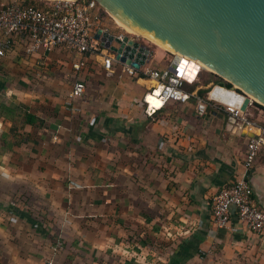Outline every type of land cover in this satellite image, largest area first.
<instances>
[{
  "label": "crops",
  "instance_id": "crops-1",
  "mask_svg": "<svg viewBox=\"0 0 264 264\" xmlns=\"http://www.w3.org/2000/svg\"><path fill=\"white\" fill-rule=\"evenodd\" d=\"M5 1L0 0V6ZM105 25L113 35L123 33L118 25ZM146 46L152 56L145 67L167 68L165 51ZM24 48L25 39L16 36L11 51L0 61L1 240L9 233L1 216L5 225L25 224L29 213L23 207H28L29 193H41L45 187L55 190L66 175L83 188L93 189L89 190L93 197L95 189L103 188L102 201L93 203L98 207L93 215L113 221L110 229L118 223V232L126 239L101 250L117 253L124 264H264V238L242 232L235 218L229 230L215 233L210 228L212 197L246 173V129L211 107L197 118L192 99L168 103L148 117L141 102L150 82L128 76L122 65L114 63L108 72L91 60L88 68L77 73L72 69L82 58L77 54L56 48L31 56ZM156 54L162 61L155 60ZM36 77L40 85L31 89L26 82ZM78 79L85 82L86 92L72 101L78 109L75 112L65 102ZM196 82V94L215 85L213 81L202 85L198 77ZM250 113L256 115L252 109ZM27 115L33 117L32 123L27 122ZM254 118L264 126L263 112ZM131 158L138 168L129 164ZM136 169L147 179L149 175L146 183L158 191L153 201L162 206L161 215H144L137 203L132 210L126 181L120 182L125 190L120 203L111 197L110 189ZM247 176L256 204L264 209V146L258 149ZM130 185L138 193L143 188L138 183ZM18 188L23 191L18 196L23 207L13 194L4 198L7 193L16 194ZM141 231L149 234L158 250L151 248L153 252L135 238ZM10 251L9 246L0 247V264H18ZM55 259L59 264L58 255Z\"/></svg>",
  "mask_w": 264,
  "mask_h": 264
},
{
  "label": "built area",
  "instance_id": "built-area-1",
  "mask_svg": "<svg viewBox=\"0 0 264 264\" xmlns=\"http://www.w3.org/2000/svg\"><path fill=\"white\" fill-rule=\"evenodd\" d=\"M34 1L38 0H6L0 6V61L11 51L15 37L19 36L25 39L24 51L27 55H39L59 48L81 56L79 62L72 64V69L77 73L88 68L91 60L100 62L102 69L108 72H112L114 63L120 64L115 60V54L102 46L100 39L95 38L99 29L110 33L101 15L103 10L96 1L39 0L43 2L42 8L35 7ZM122 32L115 36L122 39L124 35H129L123 30ZM120 65L124 67L128 76L138 78L140 75L150 82V87L143 96L147 116H153L168 103L184 104L192 99L197 118L204 117L208 107H211L223 111L239 123L242 129L255 136V138L247 136L243 159L246 173L212 197L210 228L215 233L229 230L233 217L242 232L264 238V209L256 204L252 186L247 178V172L252 169L258 149L264 146V126L251 119L249 110L253 105L251 101L245 110H242L246 94L236 87L212 85L205 96H199L186 91L185 86L188 83L182 76L171 73L167 68L155 69L144 65L135 70L127 65ZM85 92V82L79 79L74 81L70 100L65 102V106L77 112L78 109L74 107L72 101L83 97ZM147 95L158 99L160 107H151ZM232 95H235L236 99H233ZM59 248V243L52 247L50 256L44 258L40 264H57L55 258Z\"/></svg>",
  "mask_w": 264,
  "mask_h": 264
},
{
  "label": "water",
  "instance_id": "water-1",
  "mask_svg": "<svg viewBox=\"0 0 264 264\" xmlns=\"http://www.w3.org/2000/svg\"><path fill=\"white\" fill-rule=\"evenodd\" d=\"M94 1L110 19L136 33L119 39L97 30L95 38L118 63L135 70L148 63L152 51L138 38H149L174 52L167 69L188 84L204 71L202 63L246 94L242 110L249 97L264 108V0Z\"/></svg>",
  "mask_w": 264,
  "mask_h": 264
},
{
  "label": "rangeland",
  "instance_id": "rangeland-1",
  "mask_svg": "<svg viewBox=\"0 0 264 264\" xmlns=\"http://www.w3.org/2000/svg\"><path fill=\"white\" fill-rule=\"evenodd\" d=\"M105 22L110 26L117 27L110 18L105 17ZM138 39L139 42L144 45L149 44L150 46H154L156 44L155 42V44L153 42L151 43L147 39ZM165 55L166 57H164L163 60L168 64L172 54L165 51ZM159 57L160 56L156 54L155 60L162 61ZM47 75L50 77L51 74L48 73ZM197 77L200 83L205 86L217 79L215 75L207 71H201ZM38 80L39 78L36 77V80L26 82V85L28 84L32 89L40 85V81ZM196 83L199 85L198 82ZM203 90L205 91V89ZM84 98H86V96ZM141 104L145 108L143 100ZM259 106L260 105L253 103V105L250 106V110L252 109L253 113L256 115L260 111L264 114V111L259 108ZM255 116L251 118L254 121L256 120L254 118ZM129 164L133 168H138L139 166L138 162L133 158H131ZM65 176L66 175L59 181V189L57 188L54 190L53 187H45L47 191L43 190L41 193L31 191L29 193L30 201L28 202V207H23V200L19 198L22 196V189L18 188L15 190L16 194L10 193L11 191H9V195L8 193H4L6 194L4 197L5 199L6 196L13 194L21 206L29 213V215L27 214L29 218L24 221L25 224L22 223L10 226L9 224L5 225L4 222L6 219L1 216L4 230H7L9 233H6L8 236L5 235L2 237V240L0 238V247L2 245L9 246L11 248L10 252H14L13 256L16 257L18 264H40L44 258L50 256L52 247L58 243L60 244L58 253L59 264H124V260H122L121 256L117 253H112V251L102 253L101 250V248L106 245L115 246L117 243L124 242L126 239L122 234H119L118 231L121 229V226L116 225L118 223L114 222V227L112 226L113 228L111 227L110 229V224H113V221L109 223L103 221L101 218H95V215H93V213L96 212V208H98L93 207L95 206L93 203L102 201V197L104 196L103 188L95 189V196L93 197L89 192V190L93 189L83 188V185L80 186L72 181L69 176ZM146 176L148 179L145 177V173L142 174L139 169H136L135 173L133 172L129 179H120L119 185H116V188L110 189L111 197L116 200L117 203H120V199L124 198L122 194L125 191L120 188V182L123 183L126 181L128 189L125 192L130 196L129 199L132 207L134 206L132 210L137 208L135 207V203H137L140 213L149 216L156 214L161 215L163 212L161 211L162 206L157 205L153 201V198L159 197V193L158 191L153 192V190L150 189L151 185L149 186L146 181L150 182L151 179L149 175ZM135 183L142 185L143 188L140 193L136 191L137 188H135L134 191L130 185ZM75 189L80 190L74 191ZM99 212H101V210ZM91 215L94 216V218H89ZM109 236L112 237L109 238ZM128 238L132 240L134 237L132 235L128 236ZM135 238L145 242L149 249L152 248L154 250V247H156V250H158L157 243L151 239L146 231L139 232L138 236Z\"/></svg>",
  "mask_w": 264,
  "mask_h": 264
},
{
  "label": "trees",
  "instance_id": "trees-1",
  "mask_svg": "<svg viewBox=\"0 0 264 264\" xmlns=\"http://www.w3.org/2000/svg\"><path fill=\"white\" fill-rule=\"evenodd\" d=\"M33 5L35 6V7H38V8H42L43 7V2H41V1H34L33 2ZM101 15H102V17L105 19V17L106 18H109L103 11H102V13H101ZM138 78H142L140 75H138ZM215 78H217L216 79V81H214V84H216V85H219V86H222V87H225V88H231V85L229 84V83H227V82H225V81H223L222 79H220V78H218L217 76H215ZM198 86V84L197 83H191V84H186V86H185V89H186V91H188V92H193L194 90H195V88ZM206 90L204 91V90H199L198 92H197V94L199 95V96H205V94H206ZM251 101H255V100H251ZM259 108H261L262 110H264V108L263 107H261V106H259ZM158 112H160V111H157L156 113H158ZM155 113V114H156ZM154 114V115H155ZM147 116V115H146ZM27 122L29 123H32V121H33V117L32 116H30V115H27ZM148 117H151V116H148ZM134 257H138L137 255H134Z\"/></svg>",
  "mask_w": 264,
  "mask_h": 264
},
{
  "label": "bare ground",
  "instance_id": "bare-ground-1",
  "mask_svg": "<svg viewBox=\"0 0 264 264\" xmlns=\"http://www.w3.org/2000/svg\"><path fill=\"white\" fill-rule=\"evenodd\" d=\"M111 19L114 21V23L116 25H118L121 29H123L125 33H127L129 35H133V36L136 35V33L132 29L119 25V23L112 16H111ZM147 40L150 41L151 43L155 42L156 44L155 43L154 44L157 45V46L162 47L161 49H163L164 51H167V52H170V53H174L172 50L168 49L167 47L161 45L160 43H158V42H156V41H154L152 39L147 38ZM200 66L202 67V69L204 71H207V72H210V73L213 72L210 68H208L207 66H205L202 63H200ZM249 99L250 100H255L252 97H249ZM147 101H148V103H150V106L153 107V108L154 107H156V108L160 107V101L158 99H156L155 97L151 96V95H147Z\"/></svg>",
  "mask_w": 264,
  "mask_h": 264
}]
</instances>
